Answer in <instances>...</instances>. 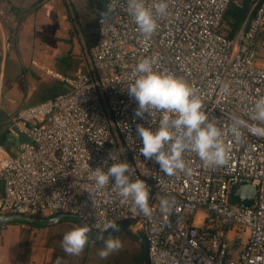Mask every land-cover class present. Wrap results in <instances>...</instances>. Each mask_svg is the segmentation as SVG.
<instances>
[{"label":"built area","instance_id":"built-area-1","mask_svg":"<svg viewBox=\"0 0 264 264\" xmlns=\"http://www.w3.org/2000/svg\"><path fill=\"white\" fill-rule=\"evenodd\" d=\"M243 1L166 0V15L154 12L158 28L146 37L126 0H105L103 13L109 4L114 10L96 19L85 70L72 76L49 70L66 89L8 115L7 129L21 140L0 146V214L69 213L101 233L112 229L105 224L130 218L126 229L143 234L150 264H264V137L252 132L259 123L252 119L254 101L264 97V0H246L248 15L231 34L223 19L229 4ZM145 2L154 7L159 0ZM144 58L193 87L222 130L230 150L225 165H208L189 150L187 170L169 176L139 153L136 126L155 129L163 115H135L128 87ZM233 117L241 121L238 138L230 131ZM116 162L129 163L131 178L149 186L151 216L121 198L113 178L95 188L93 170ZM238 182L254 186L251 204L230 200ZM163 198L175 200L168 213L160 209Z\"/></svg>","mask_w":264,"mask_h":264},{"label":"crops","instance_id":"crops-1","mask_svg":"<svg viewBox=\"0 0 264 264\" xmlns=\"http://www.w3.org/2000/svg\"><path fill=\"white\" fill-rule=\"evenodd\" d=\"M75 2L0 0V114L6 117L21 106L51 98L66 89L65 82L50 75L49 70L61 76L85 70L97 26L92 36L76 26ZM4 40L9 41L8 48L4 47ZM5 148L12 147L7 143ZM64 223L79 226L68 218L49 224L23 220L1 223L0 264H113L88 248L79 256L65 254L61 244ZM114 237L128 241L138 264H145L142 243L135 238L138 236L122 231Z\"/></svg>","mask_w":264,"mask_h":264},{"label":"clouds","instance_id":"clouds-1","mask_svg":"<svg viewBox=\"0 0 264 264\" xmlns=\"http://www.w3.org/2000/svg\"><path fill=\"white\" fill-rule=\"evenodd\" d=\"M128 14L132 17L139 32L150 37L158 28L155 14L166 15L168 4L166 0H159L154 7L146 6L145 0H126ZM111 4L102 15L113 11ZM155 12V14H154ZM134 71L137 76L128 87V94L138 104L135 111L137 117L144 113L150 116L154 113H163L159 126L155 129L137 125V132L142 141L139 153L146 159H154L166 175L172 176L177 172L186 171L187 166L183 159L185 151H194L204 163L222 166L227 163L230 155L228 146L222 138V130L217 125L216 118L208 119L204 105L193 87L183 78L169 71L154 70L153 61L144 58L139 61ZM224 90L228 91L225 84ZM252 119L259 123L252 128V132L264 137V97L254 101ZM241 121L233 117L230 131L237 138L240 135ZM111 159H114L112 156ZM190 171V170H189ZM134 172L127 162L112 163L107 171L97 167L92 172L91 179L95 188L102 190L109 184L110 177L114 179L113 188L125 201L131 200L134 208L145 216H151L149 206L150 188L142 179L131 178ZM175 204V200L163 198L160 209L168 213ZM117 229L114 223L105 224L104 230ZM91 227L85 223L76 226L63 235L61 244L65 254L79 256L89 242ZM104 241L98 251L101 259H107L114 252L122 248V242L113 236L99 237Z\"/></svg>","mask_w":264,"mask_h":264},{"label":"rangeland","instance_id":"rangeland-1","mask_svg":"<svg viewBox=\"0 0 264 264\" xmlns=\"http://www.w3.org/2000/svg\"><path fill=\"white\" fill-rule=\"evenodd\" d=\"M104 2L105 0H76L75 2V17H76V26H81L83 29V32L87 35H93L96 28V18L99 16V14L104 10ZM3 114H0V119L6 120L5 124H8V116H2ZM9 132V131H8ZM9 136V137H8ZM7 135H1V141L0 146L5 148V144L8 143L9 146L15 147V145L18 142V137L9 132ZM72 220V219H71ZM72 222V221H71ZM74 223V222H73ZM76 227V224L71 223H64L63 224V235L71 230L72 228ZM90 235V234H89ZM91 236V235H90ZM89 236V242L85 246V249H92L93 251H98L103 247L104 241L101 242L98 241L95 238H91ZM122 242V248L111 254L108 258L113 264H138L137 256L134 253V249L132 248L131 244L126 241L124 238L120 240Z\"/></svg>","mask_w":264,"mask_h":264},{"label":"water","instance_id":"water-1","mask_svg":"<svg viewBox=\"0 0 264 264\" xmlns=\"http://www.w3.org/2000/svg\"><path fill=\"white\" fill-rule=\"evenodd\" d=\"M254 193H255V188L253 185H251L250 183L238 182L231 185L229 198L231 201L236 203L251 204L253 202ZM65 218L75 220L79 226H83L86 223L84 220H82L81 218H79L74 214L60 213L51 217L41 218L39 220L30 216H24L19 214H0V224L8 221H17V220H23L29 222L38 221L40 223L49 224ZM132 221L133 219L130 218L123 219L116 224L117 229H110L108 232L105 233L97 232L91 229V232L89 234L97 239H99V237H104L106 239L108 236L114 237L122 231L129 233L128 230L126 229V225ZM135 238L142 243L145 264H150L148 259V252H147V241L145 237L143 236L142 233H140V235Z\"/></svg>","mask_w":264,"mask_h":264},{"label":"trees","instance_id":"trees-1","mask_svg":"<svg viewBox=\"0 0 264 264\" xmlns=\"http://www.w3.org/2000/svg\"><path fill=\"white\" fill-rule=\"evenodd\" d=\"M250 3L246 0L243 1L240 7L229 4L226 10L223 13V19L230 25L231 31L230 34L235 31L239 26L243 23L248 15ZM64 90V89H63ZM61 92V91H60ZM1 117V116H0ZM6 120L0 119V141L1 135L9 134V130L7 129L8 124H5ZM9 131V132H8ZM9 137V136H8ZM7 147V144H5Z\"/></svg>","mask_w":264,"mask_h":264}]
</instances>
